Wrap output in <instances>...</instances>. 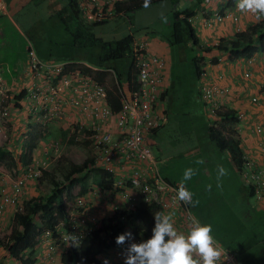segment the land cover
Returning a JSON list of instances; mask_svg holds the SVG:
<instances>
[{
    "label": "trees",
    "instance_id": "16d2710c",
    "mask_svg": "<svg viewBox=\"0 0 264 264\" xmlns=\"http://www.w3.org/2000/svg\"><path fill=\"white\" fill-rule=\"evenodd\" d=\"M162 1L164 0H122L116 3L115 11L128 15L137 8ZM237 1L228 0L225 9L235 6ZM224 11H221V15ZM196 13L197 10L192 8L182 10L174 8V17L177 20L174 24L175 30L166 37L171 47L180 45L185 47L190 40L192 48L200 49L205 55L212 54V51L216 50L228 54L233 60L252 58L258 52H264V22H258L247 30L238 31L233 37H223L211 47H200L196 30L191 22ZM50 15L52 19L50 23L40 20L36 23V27L32 28L35 35L42 36L39 32L42 29L48 37L46 47L42 48L40 37L31 34L37 43L39 56L46 60L71 62L67 66L70 71L81 70L92 76L96 82L105 86L108 106L114 114H118L122 110V98L141 87L140 69L134 50V43L139 38L134 34H129L123 38L108 41L97 36L94 28L108 21H86L81 14L80 0H67V4L60 9H54ZM28 32L26 37L30 38V31ZM84 50L96 57L94 60H89L91 67L81 62L84 59ZM204 58V55H196L193 60V69L198 78L204 72L203 67L206 65ZM165 60L167 66V59ZM211 62L217 64L219 58L213 57ZM164 70L161 85L164 80ZM176 71L175 66L174 72ZM108 77L115 79V84L111 87L107 81ZM168 93L170 96L171 89H161L157 99L160 109L162 108L161 100L167 97ZM164 115L167 120V114L164 113ZM215 115L222 117V120L220 126L208 125L207 140L212 144V148L207 146L208 158L213 166L216 163H225V160L230 167L222 164L219 169H215L216 189L205 191L196 198L191 193L192 211L219 242L237 253L242 264H264V260H261L264 259V208L250 204V198L255 196L256 188L254 185H245L242 180L244 150L242 137L237 127L239 119L235 117L232 110L227 109L219 110ZM178 117L182 116L178 115ZM114 120L113 124H115ZM181 120L180 122L183 123ZM165 124L166 122L160 124L146 135L151 149L154 146L153 137ZM73 126L81 129L77 134H83V138L77 139L75 131L70 137L76 142L88 143L93 150L92 157L78 163L72 157L67 156L66 161L58 160L50 164L48 171H44L39 177L38 183H47V188L40 196L23 198L21 203L23 206H20L22 210L19 209L14 213L13 223L7 232L0 233V250L5 248L10 254L20 255L36 247L45 229H50L57 235L58 225L63 221H69L68 215L72 205L74 208L76 198L85 196L94 185H99L102 189L116 190L119 194L124 191V188L114 189L117 178V180L128 181V186L134 187L132 168L128 174H125L127 171L125 168L119 172V175H114L107 168L98 166L91 138L92 133H86V129L79 125ZM42 137L41 133L28 139L18 157L2 145L0 147V167L3 166L5 170L13 174V178L18 177L21 166L25 167L30 163V156ZM227 151L231 156H229L230 160L226 154ZM223 154L225 155L224 160ZM155 158L159 167L160 160L156 156ZM117 160L119 168L122 165L126 167V161H123L122 157H118ZM164 178L167 182L178 185L170 178L165 176ZM67 189L71 191V197L68 200L67 196H63ZM37 214L39 215L38 221H36ZM106 229L108 233L104 232L103 227L95 228L84 233V236H80L77 243L70 241L68 251L62 253L64 264H82V259L86 254H90L88 264H105L98 255L115 246L127 249L133 246L132 240L126 234V229H129L133 235L145 236L146 252L154 264H176L175 260L180 259L179 253L170 242L162 205L143 202L134 209L116 210ZM28 262L25 261L23 264H33L35 259H29Z\"/></svg>",
    "mask_w": 264,
    "mask_h": 264
},
{
    "label": "built area",
    "instance_id": "2783aa9c",
    "mask_svg": "<svg viewBox=\"0 0 264 264\" xmlns=\"http://www.w3.org/2000/svg\"><path fill=\"white\" fill-rule=\"evenodd\" d=\"M119 1L122 0H80L81 14L88 22L108 20L117 15L115 5ZM4 9L5 2L0 0V11ZM217 16L220 20L238 19L230 12ZM134 50L140 69L141 87L122 98V110L118 114H114L108 106L104 85L81 70L70 71L67 67L70 62L42 59L31 43L28 45L27 75L32 82L30 85L27 79L20 82L24 85L26 100L32 110L40 112L46 120L56 119L64 114L66 105L70 104L81 116L78 125L81 128L86 127L92 133L97 165L107 168L114 175H119V172L126 168L124 165L118 167V157H122L123 161L131 165L134 187H129L128 181L116 178L114 189L124 188L121 194L127 199L131 209H134L141 199L147 204L162 205L170 242L179 253L180 259H183L180 264H242L237 253L219 243L195 216L190 190L185 186L167 182L160 172L146 135L166 122V117L157 104L166 60L162 56L152 54L144 38L135 41ZM247 76H250V73ZM41 79L45 83L44 89ZM204 89L206 99L209 100L221 91L216 85L206 86ZM10 90L3 83L0 84V139L8 135V122L11 117ZM262 95L264 96V78ZM253 101H259L258 97H253ZM222 107L223 105L219 104L210 110L217 113L223 110ZM242 116L240 114L239 118ZM263 130V126L255 127L257 133H262ZM73 131L79 133L81 129L75 128ZM77 139H81L80 134H77ZM58 144H55V151L61 150V145L59 144V148ZM48 166L47 159L34 157L18 177L8 176L11 182L9 187H0V233L5 228L7 210L11 207H16V211L21 209L26 186L29 182L38 184L39 177ZM244 167L241 172L243 178L249 184L255 185L257 197L264 199V164L258 167L252 157L245 155ZM71 207L68 223L62 222L58 226L61 229L59 239L67 242L73 238L77 243L78 238L84 236L80 225L85 221L83 215L88 214V209L82 196L77 197L74 208L73 205ZM126 234L133 244L130 248L134 251L132 264L151 263L146 252L145 236L133 235L129 229H126ZM45 235L53 237L50 230H46ZM54 249V242L49 243V251ZM210 253L213 254L212 257Z\"/></svg>",
    "mask_w": 264,
    "mask_h": 264
},
{
    "label": "crops",
    "instance_id": "0c3cea01",
    "mask_svg": "<svg viewBox=\"0 0 264 264\" xmlns=\"http://www.w3.org/2000/svg\"><path fill=\"white\" fill-rule=\"evenodd\" d=\"M3 1L5 2V9L0 11V84L3 83V85L11 89L12 94L17 93L20 96L16 97V99H11L10 103L12 106L11 122L9 125L10 142L8 145L1 142L0 147L2 145L6 146L8 151H11L18 157L23 151L25 142L33 135L42 133L43 137L36 144L34 151L38 146L45 145L44 152L46 153L48 149H51L54 142L50 143L48 141L49 138L46 139L44 136L48 132L57 131L55 127L51 126V122L48 123V121L61 120L59 127L61 128V132L65 134L68 132L70 136H73V129H75L73 125H78V119L81 116L78 115L70 104L66 105V112L56 119L46 120L44 117L39 116L40 112L32 110L29 101L26 100L24 85L20 84L21 81L26 79L29 85L32 82L27 75L29 72L28 59L26 62L25 57L24 59L20 57V61L18 62L17 60L14 63L9 61L7 54L10 44L18 45L23 42L22 38L25 41L24 44L22 43V46L25 45L26 48V35L29 33L28 31H30V36L31 34L35 35L33 27H21V18L19 17L17 20L15 17L16 13L12 9L14 2H18V7L20 5L24 7V3L31 0ZM174 2V7L177 8L178 6L181 10L186 8L197 10L191 22L196 30L199 45L204 48L217 44L223 37H233L238 31L247 30L258 22H264V0H238L235 6L227 9L225 8L228 0H174ZM65 4H67V0L63 4H58L59 6L57 5L58 8L56 9H60ZM222 10H225L224 14L233 13L238 19L226 18L220 20L217 15H221ZM35 36L40 37L39 39L44 41L40 34ZM147 42L148 50L152 54L164 56L167 59L161 89H171L172 93L170 96L168 93V96L161 100L160 106L162 108L160 110L167 114L166 124L163 128L173 120V117H171L173 115L174 120L182 126H186L189 133H193L195 137V146L188 155L183 156L182 159L180 158V161L174 162L168 167L163 165L159 168L162 175L170 178L178 185L188 187L195 198L204 194L205 191L216 189L217 177L215 169H219L222 164L230 167L224 160V157L225 163H216L214 166L208 158L207 146L212 148L211 142L207 140L208 125H215V123L218 125L217 123H221L222 120V117L215 115L216 113H212L210 109L214 106L217 107L219 104L223 105V109L232 110L233 112L236 109L235 112H237L239 119L237 127L242 137L243 150L256 160L258 167L262 166L264 164V130L262 133H257L255 132V127L263 126L264 128V96L262 95L264 52H258L252 58L233 60L228 54L216 50L212 51V54L205 55L200 49H193L190 40L185 47L183 45L171 47L166 37H161V39L155 36L150 37ZM189 50L190 52H188ZM176 51L177 54L173 58ZM196 55H204L205 57L204 61L206 65L203 67L204 72L200 78L197 77L193 69V60ZM216 56L219 58V63L213 64L211 59ZM52 61L55 60L52 59ZM175 66L177 68L176 72H174ZM248 73H250V76H247ZM40 82L44 89V80L41 79ZM212 85H216L221 91L215 93L213 98L209 100L206 99L204 88ZM255 96L258 97L259 101H253V97ZM240 114L243 115L241 118H239ZM178 115L182 117L179 118ZM180 119H182L183 123L180 122ZM84 128L86 129V133H91L90 131L87 132L88 129L86 127ZM160 130L157 131L154 137L157 136ZM80 135L83 138V134ZM86 137L90 138V136ZM227 156H230L228 151ZM31 159L32 154L30 156ZM23 168L24 166H21L20 172ZM131 168V165L126 163L127 171L125 174H128ZM7 172L8 170H5L3 166L0 167V187H9L8 178L4 179V174H8ZM33 183H29L26 193L31 188H36ZM96 186L101 188L99 185ZM106 198H108L107 202ZM93 200L95 203L93 202L92 211L97 216L107 214V212L111 211L113 205H115L114 203L111 204V199L108 195L105 196L100 192L93 196ZM141 200L139 204L143 203ZM120 202L121 204L123 203V209L129 208L127 199L124 197L120 198ZM259 207L264 208L263 201L262 203L260 202ZM11 211L9 209V213ZM97 220L99 219L97 218ZM48 244V240L43 239V237L39 240L37 248L40 249L37 252V257H39L41 252L43 253L48 249ZM121 248L122 250L117 249V247L106 250L107 253L103 254V257L100 256V259H106L105 264H114L113 261L119 262L118 264L132 262L131 255H133L134 251L130 248ZM209 255L210 257L213 256L212 253ZM15 257L11 255L3 257V251L2 249L0 250L1 264H22V260ZM48 258L49 256L45 259H36L35 264H58L55 261L47 260ZM26 260L29 261L28 259Z\"/></svg>",
    "mask_w": 264,
    "mask_h": 264
},
{
    "label": "rangeland",
    "instance_id": "374dc122",
    "mask_svg": "<svg viewBox=\"0 0 264 264\" xmlns=\"http://www.w3.org/2000/svg\"><path fill=\"white\" fill-rule=\"evenodd\" d=\"M65 0H44V1H38L31 0L29 2L24 3V7H21V5L18 7V2H14L12 5L13 12L16 13V19L18 20L19 17L21 18L20 24L22 28L28 27H36V23L40 20H43L44 23H50L52 19L50 18L52 14V11L56 8H58V4H63ZM174 0H164L159 3L150 4L148 6H144L141 8H137L131 12L128 13V15H122L119 17L111 18L108 20V22L104 23L103 25L97 26L94 28V31L97 36L101 37L104 40L112 41L117 40L120 38H123L129 34H134L137 38H146L149 40L150 37H158V39H161V37H168L170 34H172L175 30L174 24L177 21L174 17ZM58 5V6H57ZM61 8V7H60ZM177 9L178 8L177 6ZM55 21V20H54ZM41 27V26H38ZM42 28V27H41ZM39 32L42 34V37L44 41H42V48L46 47V41L48 42V37L45 32L42 31V29L39 30ZM23 44H24V39ZM22 43L15 45L13 43L10 44L8 48V59L11 62H18L20 61L19 58L24 57L27 59L29 58V52H28V45L31 43L35 50H38L37 43L35 42V39L32 37L27 38L26 37V48L25 45L22 46ZM23 49V52H22ZM84 52V61L83 62L86 66H92L89 60H94V56L90 55L91 53L87 51ZM190 52V50L188 51ZM177 54V51L174 53L173 58ZM173 55V54H172ZM71 63V62H70ZM109 87L111 85L115 84V79L108 77L107 78ZM113 81V83H112ZM236 111V109H235ZM234 111L235 117L238 118L237 112ZM173 120L166 125L165 128L161 129L160 132L157 134L156 137H154V146H153V154L159 158V167L161 168L163 165L165 167H168L169 165L173 164L174 162L180 161L183 156L188 155L190 153L191 149L195 146V137L193 133H189L186 126H182L179 124L176 120H174V116L172 115ZM60 121H48L51 122V126L55 127L57 131L54 132H48L47 135L44 136V138H49L48 141L51 142H58L61 145V150L55 151L54 147L53 149H48L49 152L45 151V145L38 146V148L32 153V156H38L42 157L43 159H47L49 164H52L53 161H64L67 156L72 157L76 162L82 163L86 158L92 157L93 150L92 147L89 146L88 143L75 141L72 139L68 132L62 133L60 127ZM219 126L221 123H217ZM216 125V123H215ZM11 136L9 135V138H3L0 143L2 142L8 143L10 142ZM58 144V145H59ZM59 145V148H60ZM47 150V151H48ZM16 154V153H15ZM227 154V153H226ZM225 155L223 154L222 157ZM181 158V159H180ZM66 161V160H65ZM49 168H47L46 171H48ZM8 173V172H7ZM61 177V175H59ZM47 183L37 184L36 188H31L24 197L27 196L28 198H31L33 196H40L42 194V191L47 188ZM49 187V186H48ZM51 188L49 187V190ZM104 194L105 196L108 195L111 199V204L113 205V208L110 212H107V214H104L103 216H97L95 212L92 211V206L94 205L93 202V196L97 195L98 193ZM71 191L69 189L65 190L63 193V196H67V200L71 197L70 195ZM93 195V196H92ZM120 198H123V195L121 193L117 194L116 190L111 191L110 189H102L98 188L96 185H94L89 193L85 195V203L87 205V213L83 216H85V221L82 222L80 225V229L83 233L89 232L95 228H101L103 227L104 232L108 233V230L106 229L107 225L110 223L111 219L114 216V213L116 210H123V203L121 204ZM108 201V198H106V202ZM255 197L250 198V204L255 206H259L260 202H258ZM123 202V201H122ZM95 203V202H94ZM72 205L71 203H69ZM111 207V206H110ZM14 211H16V207H13V215ZM11 213V212H10ZM10 213H7L4 222V231L2 233L7 232L9 227L13 223V215H10ZM97 218L99 220H97ZM39 220V215H36V221ZM41 224V223H39ZM46 240V238H45ZM55 247H57V250H55L53 253H51V257H49L47 260L55 261L58 264H63L62 259V253L68 251L69 245L54 241ZM68 247H66V246ZM117 249L122 250V246H115ZM40 248H37V245L34 249H30L26 251V255L24 259H45L47 257V250L43 253L39 254V257H37V252H39ZM59 249V250H58ZM107 252H104L100 255H98L99 258L103 257V254ZM10 255L8 252H3V257ZM13 257L17 255H11ZM101 256V257H100ZM17 258V257H15ZM104 262H106V259H102ZM90 262V254H86L82 259V264H88ZM114 264H118L119 262L113 261ZM127 264H132V262H129Z\"/></svg>",
    "mask_w": 264,
    "mask_h": 264
},
{
    "label": "clouds",
    "instance_id": "9594fccd",
    "mask_svg": "<svg viewBox=\"0 0 264 264\" xmlns=\"http://www.w3.org/2000/svg\"><path fill=\"white\" fill-rule=\"evenodd\" d=\"M122 16L123 14H121V13H117V15H115L113 18H115V17H117V16ZM111 19V18H110ZM109 20V19H108ZM107 20V21H108ZM84 61V60H83ZM10 95H11V98H10V103H11V99H16V97H18L19 95L17 94V93H15V94H12V91L10 90ZM11 105V104H10ZM11 113H12V106H11ZM39 116H41V115H39ZM41 117H43V116H41ZM11 118V117H10ZM10 122H11V120L9 119V122H8V135H7V137H5V138H9V135H10V128H9V125H10ZM3 138H1V140H2ZM57 142H54L53 144H52V147H51V149H53V147L55 148V144H56ZM47 152H49V150L47 151ZM245 155H248L247 153H245V151H244V156ZM249 157H251L250 155H248ZM41 157V156H40ZM34 157L32 156V159H33ZM32 159L29 161V162H31L32 161ZM255 160V159H254ZM256 161V160H255ZM243 163H244V158H243ZM257 163V162H256ZM49 166H50V164H49ZM48 166V167H49ZM26 167V166H25ZM25 167L22 169V171L18 174V175H20V174H22L23 172H24V169H25ZM244 167V166H243ZM245 168V167H244ZM47 170V169H46ZM45 170V171H46ZM13 174H11L9 171H8V174H4V179H6V178H8V176H12ZM13 177V176H12ZM242 180H243V182L245 183V185H253V184H249L244 178H243V176H242ZM8 182L9 183H11L10 182V178H8ZM30 183V182H29ZM29 183H28V185H29ZM34 185H35V187L37 186V184L36 183H33ZM10 185V184H9ZM28 185L26 186V188H25V193H24V195L26 194V191H27V187H28ZM255 186V185H254ZM256 188V187H255ZM81 197V196H80ZM84 199H85V196H82ZM257 200H259L258 202H261L262 203V201L264 202V199H259L258 197H257V194H255V196H254ZM24 198H27V196L26 197H24ZM9 209H11L12 211H11V215H13V207H11V208H9ZM9 209L7 210V213H9ZM14 212H17V211H14ZM7 215V214H6ZM68 218H69V215H68ZM5 221V220H4ZM62 223V222H61ZM60 223V224H61ZM63 223H65V224H67L68 222L66 221V222H64L63 221ZM59 224V225H60ZM58 225V226H59ZM66 226V225H65ZM205 226V225H204ZM206 227V226H205ZM207 228V227H206ZM208 229V228H207ZM46 230H50V229H45L42 233H41V235H40V238L39 239H41L42 237H43V239H45L46 238V240H48V242L49 243H51V242H54V241H59V242H62V243H65L66 245L70 242V241H74L73 240V238H70V240L69 241H67V242H65V241H61L60 239H59V232L61 231V229H59V227H57V235H56V233H54V231H52V230H50L52 233H53V237H47L46 235H45V232H46ZM3 232V231H2ZM1 232V233H2ZM211 233V232H210ZM70 236L72 237V233H70ZM75 242V241H74ZM221 243V242H220ZM222 244V243H221ZM55 245V244H54ZM223 245V244H222ZM224 246V245H223ZM48 249H47V256H52L51 255V253H53L55 250H57V247H55V249H54V251H49V244H48V247H47ZM2 251L5 253V252H8V250L7 249H5V248H2ZM28 251V250H27ZM9 253V252H8ZM26 253V252H25ZM10 254V253H9ZM10 255H13V254H10ZM18 255V254H17ZM24 257H25V255H24V253H21L19 256H17V259H19V260H22V264L26 261V263H29L26 259H24ZM29 260V259H28ZM183 259H177V260H175V262L174 263H176V264H180L181 263V261H182ZM35 261H36V259H35ZM151 263H152V261H151ZM33 264H35V262L33 263Z\"/></svg>",
    "mask_w": 264,
    "mask_h": 264
}]
</instances>
